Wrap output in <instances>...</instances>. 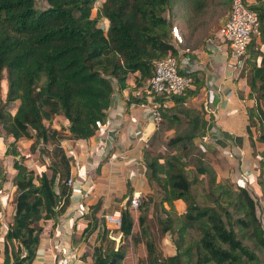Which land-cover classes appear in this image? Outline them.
<instances>
[{"label": "trees", "instance_id": "16d2710c", "mask_svg": "<svg viewBox=\"0 0 264 264\" xmlns=\"http://www.w3.org/2000/svg\"><path fill=\"white\" fill-rule=\"evenodd\" d=\"M97 1L0 0V92L4 71L7 79L6 99L0 100V137L5 144L3 157L11 161L14 170L11 181L16 188L14 212L3 235L1 264L36 262L45 223L50 220L55 225L71 202L72 186L67 184L69 178L73 181L71 163L61 141L94 136L106 122L114 92L128 86L129 75L135 74L134 92L153 75L155 61L174 55L179 65L178 46H204L216 35L212 32L199 44H182L172 33L179 18L190 28L188 38L192 39L205 25L202 18L209 7L220 8V27L232 8V0H102L95 7ZM243 2L259 21V33L247 46L248 97L255 104L247 108L245 130L252 149L249 161L256 164L252 181L262 188L264 201V0ZM176 5L179 14L173 10ZM213 13L216 10L211 16ZM103 19L107 21L105 28L99 25ZM179 71L191 79L190 87L181 94L161 95L159 101L186 102L198 93L204 83L198 73ZM143 100L144 95L130 94V102ZM15 102L18 104L12 112ZM56 116L67 120V125L52 127ZM161 116L158 128L164 122L181 121L165 108ZM190 139L163 137L164 152L154 147L153 140L141 150L150 194L140 195L136 209L149 264H264V225L254 188L238 183L230 190L216 180L206 181L203 166L190 172L185 164ZM21 140H32L30 147L37 151L41 171L25 162L18 146ZM260 146L263 149L259 151ZM2 163L0 184L8 181ZM196 184L202 186L203 201L197 198ZM132 195L133 187L128 186L120 199L124 203L117 230L97 216L99 202L88 207L83 204L85 210L77 216L85 218L87 225L77 242L92 240L90 264H120L124 260V241L134 224ZM155 196L161 231L175 244V253L167 256L156 251L147 223ZM175 200H181L182 205L177 217H172L164 204ZM187 224H197L200 237L196 242L185 241ZM111 233L120 236L118 243ZM138 264H142L141 259Z\"/></svg>", "mask_w": 264, "mask_h": 264}, {"label": "crops", "instance_id": "0c3cea01", "mask_svg": "<svg viewBox=\"0 0 264 264\" xmlns=\"http://www.w3.org/2000/svg\"><path fill=\"white\" fill-rule=\"evenodd\" d=\"M209 40L206 42L207 46L177 47L180 70L197 72L204 82L198 93L186 102H163V108L180 117L181 121L164 122L161 128L155 127L145 142L143 131L151 120L147 109L129 101L135 77V74H131L127 79L128 86L114 92L106 122L94 136L88 140L65 138L61 141L71 163V202L55 225L50 220L45 223L37 261L46 264L92 262V240L88 238L77 242L87 225L86 219L77 214L84 208L83 204L88 207L99 202L98 217L104 218L107 214L120 217L119 210L124 203L120 199L128 186L133 187V193L150 194L144 176L141 150L158 135L191 136L185 164H192L188 167L190 171L203 166L206 169L203 178L208 176L209 179L216 180L217 177L228 174L234 178V168L239 165L242 176L253 180L256 164L249 161L252 149L245 130L248 123L247 108L255 104L254 99L248 97L250 69L246 63L249 53H246L243 66L234 67L235 62L227 44L221 43L219 47H213L209 45ZM62 124L67 125V120L62 121ZM52 127L60 128L57 123ZM242 143L240 148L239 144ZM261 149L262 146L258 148L259 151ZM4 151V140L0 137V162H3L12 179L14 170L6 166ZM239 176L242 177L241 173ZM14 192L12 181L0 184V264L3 261V235L14 212ZM174 202L182 205L181 200L171 203ZM262 222L264 225V221Z\"/></svg>", "mask_w": 264, "mask_h": 264}, {"label": "rangeland", "instance_id": "374dc122", "mask_svg": "<svg viewBox=\"0 0 264 264\" xmlns=\"http://www.w3.org/2000/svg\"><path fill=\"white\" fill-rule=\"evenodd\" d=\"M101 2L102 0H98L95 3V7L100 6ZM219 9L220 8L214 9L213 6L209 7V13L202 18L205 21V25L197 31V33L192 39L188 38L190 28H187L186 25L184 24V20L182 18H179L174 24V26L177 27L178 34L181 37L182 44H186L189 42H194L195 44H199V40L205 38L212 32L216 33L220 27V25H217V16L222 13L221 10L219 11ZM173 10L174 11L177 10L178 14L181 13L178 5H176ZM210 10L211 11L216 10V14L213 13V16H211ZM106 23L107 21L103 19L101 20L99 25L105 28ZM172 33L174 36L173 29H172ZM174 38L178 41V39L175 36ZM6 91H7V79H6V72L4 71L3 77L1 80V92H0L1 102H4L6 99ZM17 104L18 102H15L12 104V107H11L12 112L15 110V107L17 106ZM64 120L65 119L63 117L56 116L52 120L51 123L52 125L57 123L60 127V125L62 124V121ZM45 123L47 125H50L48 122H45ZM162 142H163V137L161 135H158V137L152 141V144L154 145V147L157 148L158 151L164 152L163 147H161ZM31 143H32V140L19 141L18 146H19L20 152L21 154L25 156V162L30 168H35L36 170L41 171L43 167L38 166V163H37L38 154H37V151L33 152L31 150V147H30ZM229 149H231L230 146H229ZM5 161H6L5 162L6 166L11 167V161H9V159L7 158L5 159ZM224 161L227 162L225 158H224ZM190 166H192V164L188 163L186 167L188 168ZM234 170H235L234 178L230 177V174H228L227 176L222 175L220 177H217L216 182H218V185H223V186L230 188V190H235L237 188L238 183H242V184H245L247 186L254 188L255 196L258 200V215L261 218V220L264 221V201H263L262 188L256 183L255 180H254L255 184L253 185V181H251L252 179L248 180L247 179L248 177L246 178V177H243L242 175H241L242 177H240L239 175L241 172L240 171L241 168L239 167V165L235 167ZM260 171H261V168H260ZM190 172H193V171H190ZM229 172H230V169H229ZM204 180L207 181L208 176H206ZM206 181L204 183L205 185H206ZM7 182H11V176H8ZM251 183H252V186H251ZM194 188L196 189L198 200L203 201L202 186L200 184H196ZM15 191H16V188H15ZM14 196H15V192H14ZM157 200H158V197L155 196L153 202L150 205L149 211H148L147 223L150 229L151 237L153 238L156 251L161 253L162 255L167 256V255H171L175 253V244H174L173 238L169 234H164L161 231V226L158 223V219H157V210H156V204L158 202ZM180 206L181 205L177 202L164 204V207L167 209V211L172 217L174 216L177 217V215L179 214ZM132 213L135 215V219H133L135 222V228L132 229V233L130 237L126 241H124L126 245V250H125L126 255H125L124 260L121 261L120 264H138L140 259L142 260V264H149V254L145 246L146 240L143 237L141 233V229L138 225L137 216L139 215V211L136 208L132 207ZM107 226L109 228H112L110 224H107ZM114 229L117 230V228H114ZM110 235L113 238H115V242L117 243L119 242L120 236L118 234L111 233ZM199 237H200V233L198 231L197 224H187V228L185 232V241L187 243H193V242H196L199 239Z\"/></svg>", "mask_w": 264, "mask_h": 264}, {"label": "built area", "instance_id": "2783aa9c", "mask_svg": "<svg viewBox=\"0 0 264 264\" xmlns=\"http://www.w3.org/2000/svg\"><path fill=\"white\" fill-rule=\"evenodd\" d=\"M174 36L181 41L177 27L173 28ZM258 16L250 10L243 0H232L230 17L227 22L219 27L214 38L210 39L209 45L219 47L221 43L227 44L231 57L234 59V67L239 68L245 64L247 46L251 42L252 36L259 31ZM178 60L174 55H168L154 63V73L146 80L145 85L133 92L136 97L144 95V100L138 106L147 109L150 120L159 127L162 122L161 109L164 103L158 100L161 95L181 94L191 85V79L180 73ZM146 142V140H144ZM68 185H73L71 178L67 180ZM139 192H134L130 201L131 207L137 208ZM106 224L112 228H118L120 217L112 214L104 216ZM33 264H46L36 261Z\"/></svg>", "mask_w": 264, "mask_h": 264}, {"label": "water", "instance_id": "95a60500", "mask_svg": "<svg viewBox=\"0 0 264 264\" xmlns=\"http://www.w3.org/2000/svg\"><path fill=\"white\" fill-rule=\"evenodd\" d=\"M154 128H155V124L152 121L147 123L143 131V140L148 139L150 133L154 130Z\"/></svg>", "mask_w": 264, "mask_h": 264}]
</instances>
